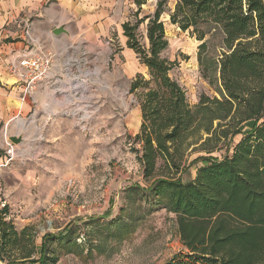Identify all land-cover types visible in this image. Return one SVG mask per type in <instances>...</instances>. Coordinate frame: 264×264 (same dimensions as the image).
<instances>
[{
  "label": "trees",
  "instance_id": "obj_1",
  "mask_svg": "<svg viewBox=\"0 0 264 264\" xmlns=\"http://www.w3.org/2000/svg\"><path fill=\"white\" fill-rule=\"evenodd\" d=\"M146 1L134 0L135 21L121 27L126 46L149 76L137 73L128 89L140 110L133 141L140 146L142 176L155 200L175 215L183 247L161 264H264V0L175 1L170 24L200 42L201 74L217 84L218 96L201 94L195 107L170 76L176 61L162 55L168 45L161 20L167 0H155L153 13L139 18ZM144 21L147 46L138 34ZM249 121L251 128L241 132ZM240 133L221 159L196 157L205 163L192 180L182 181L191 153L217 151ZM6 215L4 205L0 264H56L57 251L70 250L69 227L45 233L37 247L32 227L17 230Z\"/></svg>",
  "mask_w": 264,
  "mask_h": 264
},
{
  "label": "rangeland",
  "instance_id": "obj_2",
  "mask_svg": "<svg viewBox=\"0 0 264 264\" xmlns=\"http://www.w3.org/2000/svg\"><path fill=\"white\" fill-rule=\"evenodd\" d=\"M128 1L127 20L134 22L132 14L137 6L134 0ZM175 1L167 0L161 15L168 41L162 55L176 61L170 76L184 89L189 105L195 107L201 94L218 96L217 84L208 83L201 74L197 60L200 42L170 24L169 13ZM155 2L142 4L138 17L153 13ZM146 23L138 26L140 42L145 46ZM113 40L109 47L118 53L119 44L115 37ZM107 46L100 56L91 52L99 58L92 60L97 73L90 75L98 112L88 126L95 127V133L83 136L70 121H54L35 151L25 152L21 161L15 154V171L5 172V181L0 178V208L6 205V218L17 230L32 227L37 247L45 233L57 235L69 227L71 243L67 247L71 248L57 251L56 264H161L183 247L175 215L147 189L150 181L142 176L140 146L133 141L141 118L135 96L128 93L129 84L134 72L146 79L149 76L136 61L134 72L127 74ZM252 124L244 123L240 131H248ZM241 137L242 133L237 134L211 153H191L189 161L193 162L182 173V181L192 180L198 164L205 163L198 157L221 159ZM5 168L1 167L2 171ZM6 185L12 187L10 193Z\"/></svg>",
  "mask_w": 264,
  "mask_h": 264
},
{
  "label": "crops",
  "instance_id": "obj_3",
  "mask_svg": "<svg viewBox=\"0 0 264 264\" xmlns=\"http://www.w3.org/2000/svg\"><path fill=\"white\" fill-rule=\"evenodd\" d=\"M130 5L128 0H0L1 180L5 181L8 175L5 172L15 171L12 162L15 158L8 160L4 151L12 143L10 137L22 133L25 135L22 143H12V149L22 153L19 158L21 161L25 152L35 151L45 130L58 119L70 121L83 136L95 133V127H89L86 132L75 125L73 118L63 113L67 102L64 95L58 92L60 86L52 88L41 84L28 94L25 85L9 73V62L19 57L27 47L23 33L24 23L29 25L33 36L39 40L44 50L54 54V70L57 73L60 64L69 55V46L76 43L83 45L89 58L96 61L99 58L93 54H103L107 50V40L112 45L115 37L119 44L118 53L112 48L111 53L114 52L115 60L122 63L125 72L129 74L134 72L135 61L139 62L133 50L126 46V37L121 27L127 21ZM59 26L65 29V33L54 35L53 30ZM137 110L140 115L139 107ZM23 117H26L27 123ZM33 137L36 139L33 140ZM3 166L7 167L4 171L1 169ZM6 187V191L10 193L12 187Z\"/></svg>",
  "mask_w": 264,
  "mask_h": 264
},
{
  "label": "built area",
  "instance_id": "obj_4",
  "mask_svg": "<svg viewBox=\"0 0 264 264\" xmlns=\"http://www.w3.org/2000/svg\"><path fill=\"white\" fill-rule=\"evenodd\" d=\"M23 33L27 47L19 57L9 62V73L25 85L28 94L41 84L52 88L60 86L58 92L64 95L67 102L63 113L73 118L76 126L87 131L88 125L94 121L98 112V106L91 93L93 82L90 77L97 73V68L89 58L88 52L81 44L69 46V55H66V61L60 64L57 73L54 70V54L44 50L27 23L23 25ZM106 45H108V53L112 54L109 41ZM23 134H18L22 137L20 143L24 141ZM34 139L36 138L33 137ZM12 143L4 150L5 155L8 160L13 159L15 154L16 157L21 158L22 153L14 151Z\"/></svg>",
  "mask_w": 264,
  "mask_h": 264
},
{
  "label": "water",
  "instance_id": "obj_5",
  "mask_svg": "<svg viewBox=\"0 0 264 264\" xmlns=\"http://www.w3.org/2000/svg\"><path fill=\"white\" fill-rule=\"evenodd\" d=\"M65 33V29L61 26L59 27H56L54 30H53V34L54 35H60V34H63ZM10 140L15 143V144H19L21 141H22V137L21 136H12L10 137Z\"/></svg>",
  "mask_w": 264,
  "mask_h": 264
}]
</instances>
